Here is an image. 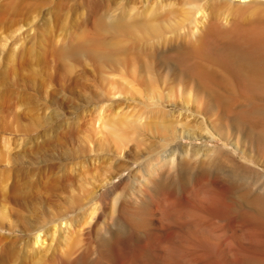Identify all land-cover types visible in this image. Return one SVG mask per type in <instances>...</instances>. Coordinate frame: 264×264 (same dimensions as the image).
<instances>
[{
	"label": "rangeland",
	"instance_id": "rangeland-1",
	"mask_svg": "<svg viewBox=\"0 0 264 264\" xmlns=\"http://www.w3.org/2000/svg\"><path fill=\"white\" fill-rule=\"evenodd\" d=\"M262 26L264 0H0V264L264 256V83L211 34Z\"/></svg>",
	"mask_w": 264,
	"mask_h": 264
},
{
	"label": "bare ground",
	"instance_id": "bare-ground-1",
	"mask_svg": "<svg viewBox=\"0 0 264 264\" xmlns=\"http://www.w3.org/2000/svg\"><path fill=\"white\" fill-rule=\"evenodd\" d=\"M242 1H246V0H242ZM256 6L257 5L255 2H250L245 5L236 4L233 6L231 5L230 10L232 12L243 13L249 10H253L254 8H256ZM211 34H213L214 37H217L215 35H218L228 40L227 51L225 54V58H226L225 63L226 65L229 64L232 66V68L234 69V73L237 76L239 77L241 76V78L243 77L244 79L254 84L256 82L264 83V26L253 28V29L250 28L248 30L244 28H237V27L229 29V30H221V31L215 30ZM255 203L257 204L258 208L261 211L260 215L261 216L263 215L261 217L263 221L259 222L262 219L258 220L259 223L257 224L264 228V198H259V199L256 198ZM120 234H123L121 230H119L116 238L114 239V241L116 242V243L114 242V245L116 247L124 246L126 249L131 247V244L134 239L133 238L134 235H130V236L127 235L125 238L123 237V239H120L121 238V237L119 238ZM114 245L111 244V246L115 247ZM159 247L161 246L159 245ZM107 251L105 250L104 253ZM160 252L161 250H159V253ZM168 257H169V262H170L173 259L172 258L173 256L169 254ZM240 262L241 261H239V264H264V256L263 255H260V256L251 255V256H247L243 258L242 262L241 263Z\"/></svg>",
	"mask_w": 264,
	"mask_h": 264
}]
</instances>
